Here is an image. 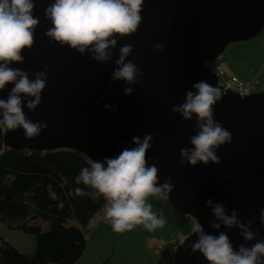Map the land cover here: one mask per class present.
I'll return each mask as SVG.
<instances>
[{
	"label": "water",
	"instance_id": "water-1",
	"mask_svg": "<svg viewBox=\"0 0 264 264\" xmlns=\"http://www.w3.org/2000/svg\"><path fill=\"white\" fill-rule=\"evenodd\" d=\"M53 2L34 0L32 14L39 19L34 44L22 51L23 63L10 65L27 71L30 79L47 65L40 105L30 111L28 98L23 97L22 106L27 119L45 121L48 127L34 139H26L22 128H4L5 146L30 151L71 149L104 162L105 157L115 158L123 149L135 147L133 136L142 139L149 132L153 142L147 163L151 166L154 158L159 161V184L172 178L167 200L174 208L198 221L205 234L228 235L236 251L240 244L251 247L264 240L260 221L264 209V92L241 97L221 88L225 94L214 105V119L232 133L233 140L216 150L219 164L181 166L180 149L192 147L189 136L198 129L195 116L186 121L171 111L173 105L184 102L187 91H196L194 83L203 80L219 87L205 63L222 56L231 43L250 41L262 33L264 0H144L138 30L118 37L110 49L113 55L104 63L92 59L90 53L80 54L50 41L45 33L52 23L45 18V10ZM157 43L164 45L163 51L153 50ZM126 44L133 49L126 62L132 60L144 73L137 84L111 82L119 48ZM13 86L0 90V98L6 99ZM125 87H132L133 93L124 95ZM105 104L114 107L105 108ZM208 199L213 206L222 203L228 215L236 209L245 224L253 221L256 238L245 241L238 227L225 226L205 207ZM213 220L220 228L212 227ZM197 239L192 233L176 248L175 264H209L199 251L191 252Z\"/></svg>",
	"mask_w": 264,
	"mask_h": 264
},
{
	"label": "clouds",
	"instance_id": "clouds-1",
	"mask_svg": "<svg viewBox=\"0 0 264 264\" xmlns=\"http://www.w3.org/2000/svg\"><path fill=\"white\" fill-rule=\"evenodd\" d=\"M143 4L144 0H54L45 10V18L52 23L45 35L62 47L67 45L80 54L90 53L92 59L104 63L113 55L110 49L115 48L118 37L130 36L138 30L143 19ZM34 7V0H0V90L8 84L14 85L6 99L0 98V126L7 131L22 128L26 139H34L48 127L45 121L27 119L22 106L23 97L28 98L26 106L30 111L40 105L47 82V65L44 70L33 74L34 79H30L25 70L10 67L13 63H23L22 51L34 44L35 28L39 24V19L32 14ZM132 50L130 44L119 48L111 82L139 83L138 77L144 75L142 69L132 60L126 62ZM153 50L163 51L164 45L157 43ZM192 88L196 91H187L184 102L171 108L186 121L195 116L198 129L195 135L189 136L192 147L180 149V164L197 166L202 163L207 166L209 161L219 164L216 150L233 140L232 133L214 119V105L225 92L203 80L194 83ZM133 91L132 87L123 89L124 95H131ZM104 107L114 106L105 104ZM132 142L135 147L123 149L115 158L105 157L104 162L92 161L90 166L83 167L75 182L90 190L85 192L77 188L76 192L93 201L103 197L104 216L113 231L123 233L142 225L154 232L167 221L162 213L158 215L152 210L148 198L165 196L173 188L172 178L169 176L159 184V168L156 166L159 161L154 158L151 166L147 163L146 154L152 147L153 134L145 132L142 139L133 136ZM14 180V176L8 177L9 184ZM59 206L62 207L63 203ZM205 207H210L214 217L228 228L238 227L239 235L245 241H252L258 235L251 230L253 221L243 223L238 219L236 209L228 215L225 206L222 203L213 206L212 199L206 201ZM260 221L264 225V209ZM212 227L218 229L220 224L213 220ZM192 233L198 239L191 244V252L199 251L209 264H264V240L251 247L240 244L236 251L228 235L223 232L218 236L205 234L198 221L192 226Z\"/></svg>",
	"mask_w": 264,
	"mask_h": 264
},
{
	"label": "trees",
	"instance_id": "trees-1",
	"mask_svg": "<svg viewBox=\"0 0 264 264\" xmlns=\"http://www.w3.org/2000/svg\"><path fill=\"white\" fill-rule=\"evenodd\" d=\"M263 34L264 30L250 41ZM4 133V127L0 126V223L10 230L34 235L37 245L32 254H23L0 236V264H75L86 249V228L105 219L103 197L93 201L76 192L77 188L90 190L76 184L75 177L92 160L71 149L8 148ZM9 176L15 177L11 184ZM156 207L167 224H185L188 237L192 234L195 221L191 216L174 208L167 199ZM71 220L80 227L68 226ZM182 242L179 239L170 242L156 264H175V250Z\"/></svg>",
	"mask_w": 264,
	"mask_h": 264
},
{
	"label": "rangeland",
	"instance_id": "rangeland-1",
	"mask_svg": "<svg viewBox=\"0 0 264 264\" xmlns=\"http://www.w3.org/2000/svg\"><path fill=\"white\" fill-rule=\"evenodd\" d=\"M257 47L261 48L262 56H253L255 52H258ZM222 57L235 74H237L236 65H239L244 68V71H251L254 78L257 75L260 81L264 82V34L253 41L231 43ZM163 199L164 197L161 196L148 198V202L152 204V210L157 214L156 204L163 201ZM102 221L90 224L86 231L87 238L97 230L95 234L100 236L101 240L104 239L102 240L104 246L99 240L100 248L98 251L102 257L109 255L104 262L107 264H156L163 249L170 242L178 239L184 241L188 237V228L185 224L165 223L162 228H158L154 232H149L140 225L131 231H126L125 233H128L127 237L119 238L120 234L118 236L113 235L115 231H113L111 224L106 220L105 225H102ZM68 226L80 227L75 220L69 221ZM43 227H47V223ZM0 236L20 253L32 254L36 250L37 241L34 235L10 230L0 223ZM96 263L95 253L87 240L85 252L75 264Z\"/></svg>",
	"mask_w": 264,
	"mask_h": 264
},
{
	"label": "built area",
	"instance_id": "built-area-1",
	"mask_svg": "<svg viewBox=\"0 0 264 264\" xmlns=\"http://www.w3.org/2000/svg\"><path fill=\"white\" fill-rule=\"evenodd\" d=\"M205 66L216 75L218 86L225 92L230 91L241 97L264 92V82H261L257 75L254 79L248 81L240 79L232 72L222 56H218L214 61L205 63ZM163 197L167 199V193Z\"/></svg>",
	"mask_w": 264,
	"mask_h": 264
},
{
	"label": "crops",
	"instance_id": "crops-1",
	"mask_svg": "<svg viewBox=\"0 0 264 264\" xmlns=\"http://www.w3.org/2000/svg\"><path fill=\"white\" fill-rule=\"evenodd\" d=\"M257 49H258V52H255L254 54H253V56H262V54H261V48L260 47H257ZM260 52V53H259ZM236 69H237V74H235L233 71V73L237 76V77H239L240 79H242V78H244V79H242V80H244V81H248V80H251V79H253L254 77V74L251 72V71H248V70H243L244 68L243 67H240L239 65H236ZM231 69V68H230ZM261 71V70H260ZM256 73V72H255ZM261 73H262V71H261ZM241 76V77H240ZM106 221V219H104L103 221H102V225H105V222ZM96 222H99L98 220H96ZM96 222H94V223H96ZM108 223V222H107ZM96 231L97 230H95L94 232H92L90 235H89V237L87 238V240L90 242V245H91V248H92V250H93V252L95 253V256H96V259H97V263L96 264H107V263H104L105 262V260H106V258L109 256H103L102 257V255H99L100 254V252L98 251V249L100 248V244H99V240H101L99 237L100 236H98V235H96L95 233H96ZM120 234V236H119V238H122V237H127V234L125 233V232H123V233H117V232H114V236H118ZM187 236H188V233H187ZM102 240H104V239H102ZM101 240V244H102V246H104V243H103V241ZM107 243H108V245H109V242L107 241ZM101 246V247H102ZM101 256V257H100Z\"/></svg>",
	"mask_w": 264,
	"mask_h": 264
}]
</instances>
